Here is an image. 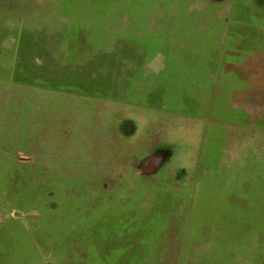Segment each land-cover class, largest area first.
<instances>
[{
  "label": "rangeland",
  "instance_id": "1",
  "mask_svg": "<svg viewBox=\"0 0 264 264\" xmlns=\"http://www.w3.org/2000/svg\"><path fill=\"white\" fill-rule=\"evenodd\" d=\"M88 1H30L22 35L57 61L29 66L52 73L21 55L0 68V264H264V104L245 118L220 90L178 95L179 64L162 58L149 73L143 56L132 86L126 40L162 51L161 31L133 35L147 0ZM241 1L218 6L234 5L232 27ZM205 4L209 25L218 7Z\"/></svg>",
  "mask_w": 264,
  "mask_h": 264
},
{
  "label": "crops",
  "instance_id": "2",
  "mask_svg": "<svg viewBox=\"0 0 264 264\" xmlns=\"http://www.w3.org/2000/svg\"><path fill=\"white\" fill-rule=\"evenodd\" d=\"M30 1L0 0V68L4 67L6 63L18 62L20 60L18 57L21 55V60L25 56L24 66L27 70L30 72L34 71L36 75H46L53 71L50 70V72L44 69V72H42L39 68H36L38 69L36 70L29 66L34 60L32 55H39L43 64L51 63L54 65L55 63L56 65L55 54L48 51L42 36L35 35L34 38L29 37L27 40L22 35V21H25L24 17ZM227 1L231 0H205V2L215 7ZM88 2L89 4L91 3L90 0ZM205 2L204 4L202 3L204 5L202 6L196 0H147V8L135 10V12L143 11L138 16L146 17L144 20L133 23L134 37L138 39L139 35H142L145 29L148 31L150 27L152 30L161 31L163 35L155 39H161L162 42L158 43L159 45L162 44L161 47H158L157 44L155 45V41L153 42L154 48L162 49L161 54L159 52L154 57L146 54V49L150 48L149 44L139 46L133 38L126 40L120 59L126 60L135 53L138 55L136 56L138 60L132 66L133 68L135 66L133 76L129 77L132 80V86L136 84L137 79H141L137 72V65L143 62V56L146 62L145 69L149 73L157 69L156 58H162L164 62L170 63L173 60L176 62L175 64H179L177 71H175L179 72V74L175 75V82L181 86L183 92H178V95H187L189 91L196 93L204 89L215 95L220 90L224 95L237 96L245 104L244 107H246L247 103L264 104V91L262 92L260 88L264 83V35H261L260 20L257 18L258 12L264 5V0H242L236 7V11H238L236 15H239L236 23L237 27L231 26L233 21L231 15L234 11L233 4L216 8L218 12L215 14L214 21H210L209 25H203L202 16L212 12L211 9L206 8ZM59 3L60 9L80 5L79 0H67V7L64 1L59 0ZM195 4H197L196 7H193ZM95 6L97 7V5ZM93 7L91 9H96V7ZM197 7L198 10H196ZM67 10L73 13L71 9ZM250 16L256 17L255 21H251ZM12 17L15 19L11 20ZM22 18L24 19L22 20ZM158 20L162 22L156 29L155 24ZM59 30L61 29L57 28L49 32L52 34V32ZM68 31L69 29H64L59 32L63 33L62 36L65 33L66 37L72 42L73 39L68 36ZM54 38L53 40L51 39V43H53L54 47H57L56 43L59 40L56 38L54 41ZM164 49H167L169 53L167 54ZM180 64H186L187 67H183ZM117 72L119 73V71ZM91 73L88 71V78ZM121 76H119L118 80H122ZM191 77L194 78V82H197L196 84L190 85L185 81ZM55 78L64 80L67 84L73 79L68 74ZM51 80L53 79L51 78ZM111 93L109 92V94ZM171 93L175 95V92ZM154 94L155 92H153ZM184 101L187 104V100ZM190 105L195 106L194 103ZM249 112L246 107L243 112L245 118ZM261 112L259 111L256 114L258 119L259 117L260 119L261 117L263 118ZM260 129L262 128L259 126L258 131L263 133L264 128L262 129L263 131ZM252 174L250 173V175ZM258 175L262 177L263 171L261 169Z\"/></svg>",
  "mask_w": 264,
  "mask_h": 264
},
{
  "label": "trees",
  "instance_id": "3",
  "mask_svg": "<svg viewBox=\"0 0 264 264\" xmlns=\"http://www.w3.org/2000/svg\"><path fill=\"white\" fill-rule=\"evenodd\" d=\"M113 94V93H112ZM92 96H99V97H102V98H108L109 96H112L111 94H109V92H102L101 94H97V93H94L92 94Z\"/></svg>",
  "mask_w": 264,
  "mask_h": 264
}]
</instances>
